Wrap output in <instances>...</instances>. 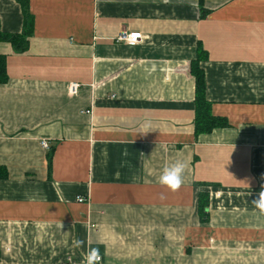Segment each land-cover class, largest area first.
I'll return each mask as SVG.
<instances>
[{"label": "crops", "instance_id": "crops-1", "mask_svg": "<svg viewBox=\"0 0 264 264\" xmlns=\"http://www.w3.org/2000/svg\"><path fill=\"white\" fill-rule=\"evenodd\" d=\"M28 11L27 48L0 41V264H89L93 249V264H264L253 203L264 0H28ZM23 23L19 3L0 0V30ZM123 31L141 38L127 44ZM199 45L211 114L227 124L196 135ZM177 161L171 191L159 178Z\"/></svg>", "mask_w": 264, "mask_h": 264}, {"label": "trees", "instance_id": "trees-1", "mask_svg": "<svg viewBox=\"0 0 264 264\" xmlns=\"http://www.w3.org/2000/svg\"><path fill=\"white\" fill-rule=\"evenodd\" d=\"M19 3L23 16V31L20 34L4 33L0 30V41H7L13 45L16 51L22 52L27 48L28 40L27 36L30 34L28 29V21L30 19L28 11V0H15ZM199 4H202V0H199ZM201 9V16L205 15L204 9ZM31 23V21H30ZM205 58V52L200 47L197 48L196 57L190 62V74L195 79V96H194V132L195 134L207 133L214 128L226 126V121L222 117L213 116L211 114V102L206 99L205 96V82L203 69L200 67V62ZM8 79L6 73V61L5 56L0 55V83H5ZM51 153V152H50ZM49 153V154H50ZM7 177V170L4 166L0 165V179ZM207 192H201L198 196V213L202 221L207 219ZM0 257H1V245H0Z\"/></svg>", "mask_w": 264, "mask_h": 264}, {"label": "clouds", "instance_id": "clouds-1", "mask_svg": "<svg viewBox=\"0 0 264 264\" xmlns=\"http://www.w3.org/2000/svg\"><path fill=\"white\" fill-rule=\"evenodd\" d=\"M185 164L182 161H177L168 167H165L159 178V183L167 187L171 191L178 190L183 184V175ZM254 206L261 211H264V190L259 192L258 199L253 200ZM79 243V242H78ZM98 259L97 250L93 249L89 254V264H93Z\"/></svg>", "mask_w": 264, "mask_h": 264}, {"label": "built area", "instance_id": "built-area-1", "mask_svg": "<svg viewBox=\"0 0 264 264\" xmlns=\"http://www.w3.org/2000/svg\"><path fill=\"white\" fill-rule=\"evenodd\" d=\"M118 40H121V41H124L126 42L127 44H135L137 43L140 38H141V34L138 33V32H130V33H127L125 31L119 33L118 35ZM77 87L78 85L77 84H73L71 87H70V91L71 93H74L76 90H77ZM88 112V111H86ZM41 146L45 149H49V144H48V141L45 140V139H42L41 142H40ZM79 201H83L82 198L78 199ZM70 260V258L68 259ZM101 260V257L98 256V259L94 262H99ZM86 261L89 262V255L86 257Z\"/></svg>", "mask_w": 264, "mask_h": 264}]
</instances>
